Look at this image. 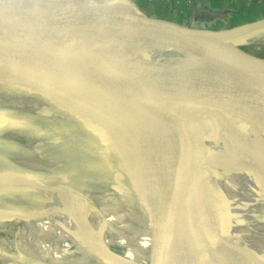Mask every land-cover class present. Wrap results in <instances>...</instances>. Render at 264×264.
I'll list each match as a JSON object with an SVG mask.
<instances>
[{"label": "water", "instance_id": "1", "mask_svg": "<svg viewBox=\"0 0 264 264\" xmlns=\"http://www.w3.org/2000/svg\"><path fill=\"white\" fill-rule=\"evenodd\" d=\"M92 1L0 0V71L35 76L67 92L77 104L70 103L61 109L98 131L111 126L113 139L123 148L122 139L126 136L114 118L106 115L98 99L110 104L139 147L152 157L156 173L149 169L146 173L156 174L160 181L161 195L155 188L148 201H142L151 227L147 235L155 243L149 244L147 259L151 264H209L218 250L219 233L206 216L202 189L189 192L176 185V178L183 174L182 162L170 153L162 133H174L209 164L206 143L225 139L242 128L250 133L264 123V53L261 49L256 52L251 43L264 35V18L233 24L213 6L198 5L183 15L180 9L175 11L171 19L167 14L170 20L164 21L148 14L160 13L161 0H144L142 7L136 0H117L151 32L175 38L202 35L235 62L227 73L200 76L186 71L187 61L178 49L158 44L145 51L153 68L145 77L126 59H99L101 62L86 57L83 39L72 32H61L59 25L66 24L77 10L104 7L93 5ZM44 27L49 31L45 32ZM153 53L167 60L152 59ZM7 80L0 77V83ZM250 141L251 138L240 144V150L264 181V162L259 158L264 153L252 149ZM122 151L127 154V146ZM186 182L190 184L191 179ZM136 195L139 196L137 192ZM160 211L165 222L163 244L157 248L152 227ZM95 246L92 249L101 259L112 257L109 249Z\"/></svg>", "mask_w": 264, "mask_h": 264}, {"label": "bare ground", "instance_id": "2", "mask_svg": "<svg viewBox=\"0 0 264 264\" xmlns=\"http://www.w3.org/2000/svg\"><path fill=\"white\" fill-rule=\"evenodd\" d=\"M92 4H103V8L108 11L103 8L77 10L66 24L59 25L62 33L72 32L83 39V52L86 57L101 62L104 59L114 61L123 58L147 77L153 68L145 51L160 44L178 49L187 61L186 71L192 74L206 76L211 73H227L235 67L231 56H224L211 44L210 39L202 35L175 38L151 32L117 0H93ZM119 11L127 17L117 18ZM43 30L49 31L46 27ZM47 36L54 40L50 34ZM218 45L223 47L221 43ZM159 58L161 57L158 53H153L152 59ZM161 59L167 60L165 57ZM0 77L8 79L6 83H0V105L20 108L29 103V107L37 113L38 121H46V124L60 135L52 141L47 139L44 145L60 144L63 136L67 137L72 128L83 125L61 109L70 103L77 104L67 92L41 78L27 74L2 70ZM98 103L106 115L114 118L115 124H118L126 136L122 141L123 148L127 146V154L113 139L115 136L110 130L111 126L101 121L106 125L105 129L95 131L89 128L101 149L108 153L110 166L115 172L114 189L118 194L107 195L105 199L115 208L124 207L125 212L112 213L107 204L108 206H101L99 209L100 216L103 217L92 220L88 212L91 198L84 187L75 186L72 178L76 176L77 171L70 168L66 169L72 170L71 173L51 169L49 177L37 178L38 180L0 170V189L26 185L22 192H5L6 188L3 190L4 194L18 193L28 198V204L39 205L40 209L31 214H16L14 210L23 209V205L15 201L0 203V220L15 218L21 225L12 244L16 253H8L3 249L4 251L0 252L1 260L9 261L10 264H27L31 259L60 262L68 250L73 248L86 256L89 253L95 260L96 256H100L92 248L97 245L109 249L104 235L112 225L122 228L119 232V244L124 246L127 243H135L137 246L136 249H128L126 253V258L133 263H140V260L146 258L149 244L155 246L154 242H150L148 235L135 241V236L125 231L131 228L125 221L130 206L129 192H137L140 201L144 203L148 201L152 189L158 188L161 195L160 181L156 174L153 176L152 173H146V169L156 173L154 161L149 153L139 147L129 127L115 109L102 99H98ZM86 125L89 126L86 123L83 126ZM253 130L248 133L246 129H238L225 139L206 143L205 151L211 154L208 158L209 164L187 148L174 133H162L170 153L182 162L183 174L176 178V185L189 192L202 189L206 200V216L219 233L218 250L209 264H264V181L260 178L259 171L240 150V144L251 138L250 147H255L259 154L264 153V123L258 124ZM219 146L223 149L219 150ZM37 152L41 153L38 150ZM259 158L264 162L263 156ZM125 170H128L132 177L130 181L125 176ZM187 179H191L190 184L186 182ZM46 181L51 184H43ZM156 219L153 222L152 235L156 239L157 248H160L161 243L163 244L165 222L163 211L159 212ZM9 231L13 232V228ZM43 235L50 236L53 241H44ZM171 245L172 243H169V247Z\"/></svg>", "mask_w": 264, "mask_h": 264}, {"label": "rangeland", "instance_id": "3", "mask_svg": "<svg viewBox=\"0 0 264 264\" xmlns=\"http://www.w3.org/2000/svg\"><path fill=\"white\" fill-rule=\"evenodd\" d=\"M136 1H139L141 7L142 2L146 3L144 0ZM149 3L148 5H150ZM198 5L211 8L213 6L219 15H223L224 18H227L233 24L252 22L264 18V0H193V2H189V0H161L160 13H147L168 21L171 16H174L175 11L180 9V15H183L185 12L188 13V11L190 13ZM118 15L117 18H120V16L127 17L121 12ZM201 25L205 26V23H201ZM251 43L252 48L256 52L259 53V49H261V52L264 53V35L257 37ZM29 106H31L29 103L20 108L0 105V170L9 171L18 176L40 179L49 177L51 169H57L64 173H71L72 170L77 171L72 181L75 186L84 187L87 190L91 198L88 212L92 220L103 217L99 213L101 206L109 205L108 209H111L112 213L125 212L124 207L115 208L111 202L105 199L107 195L117 196L118 192L114 189L115 172L110 166L108 153L101 149L92 131H98V129L90 124H88L89 126L80 124L82 126H77L78 128L74 125L75 127L69 131L67 137L63 136L64 139L60 144L44 145L47 139L52 141L59 138L60 135L54 132L46 124V121H38L37 113ZM89 128H92V130ZM72 140L75 142H72ZM37 150L41 151V153L39 154ZM210 155V153H207L208 158ZM124 173L127 180L130 181L132 177L128 170H125ZM25 186L21 185L19 188L7 186L0 189V203L8 204L15 201L23 205V209L14 210L16 214H31L32 212L40 211L39 205L28 204L26 202L28 198L18 194L26 188ZM4 189H6L5 192L13 190L18 193L4 194ZM129 201L130 206H128L127 210L129 211L126 212L125 221L131 228L125 231L135 236V241H138L150 232L151 227L147 219L146 208L140 201V197L136 195V192H129ZM20 226L18 219L15 218L0 220V252L5 250L8 253H16L12 244L16 240V234L19 232ZM10 228H13V232L9 231ZM121 231L122 228L112 225L104 235V241L108 244L109 251L113 254L111 258L100 259L96 256L94 260L89 253L86 256L83 252L73 248L68 250V253L65 254L60 262L31 259L27 264H151L152 261H149L147 257L140 260V263L127 262L126 253L128 249H136L137 246H135V243H127L124 246L119 244V232ZM159 231L162 235L161 226ZM42 237L46 242L53 241L48 235H43ZM123 258L126 261L122 260ZM0 264H10V262L0 259Z\"/></svg>", "mask_w": 264, "mask_h": 264}]
</instances>
